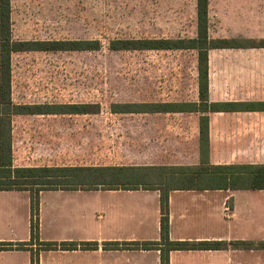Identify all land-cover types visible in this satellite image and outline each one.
Returning <instances> with one entry per match:
<instances>
[{"label":"crops","instance_id":"obj_1","mask_svg":"<svg viewBox=\"0 0 264 264\" xmlns=\"http://www.w3.org/2000/svg\"><path fill=\"white\" fill-rule=\"evenodd\" d=\"M189 10V31L146 39L195 38L197 0H190ZM208 27L211 40L264 39V0H208ZM170 52L192 53L195 65L167 96L111 103L109 113L97 103L102 107L98 114L12 116L14 167L137 169L156 187L41 192L40 243H88L97 248L41 251L39 264H161L159 250H110L104 246L160 241V169L207 165L201 154L203 116L209 118L210 166L264 164V111L203 114L154 110L162 104H200L197 52ZM38 53L44 52L16 54ZM12 98L15 104L24 105L69 104L16 95L13 65ZM209 102H264V49L210 50ZM112 104H142L150 109L113 113ZM200 184L204 190L175 188L169 193L172 242L264 241V190L212 189L208 179ZM31 219L30 192L0 191V244L12 245V250H0V264H32V251L36 253L41 245L16 248L19 243H30ZM169 264H264V250L172 251Z\"/></svg>","mask_w":264,"mask_h":264},{"label":"trees","instance_id":"obj_2","mask_svg":"<svg viewBox=\"0 0 264 264\" xmlns=\"http://www.w3.org/2000/svg\"><path fill=\"white\" fill-rule=\"evenodd\" d=\"M12 0H0V191H28L31 195V241L17 244V250H28L26 246L35 244L41 248L32 251V264H39V253L50 250H94L97 244L88 243H40L39 240V195L43 191L117 188L128 189L156 188L148 178L136 172L137 169L119 168H57L31 167L18 168L13 164L12 116L33 114H98L101 105L97 103H69L59 105L15 104L12 98V65L16 53H61L97 52L102 50L100 40H16L13 35ZM208 0H197V36L195 38L146 39L113 38L108 41L111 52L142 51H196L200 104H162L154 110L165 112H250L264 111V102H209V51L212 49H264V39H209ZM150 109L142 104H112L113 113H141ZM209 118H201V154L205 166L195 168L160 169L161 182V239L159 242L145 243H107L106 249L117 250L121 247L134 250H159L161 264H169L172 251L195 250H264V241H235L231 243L172 242L169 239V193L175 188L180 190H204L202 179L212 180L209 188L237 190H264V164L210 166ZM147 178V179H146ZM0 250H12L9 243H1Z\"/></svg>","mask_w":264,"mask_h":264},{"label":"rangeland","instance_id":"obj_3","mask_svg":"<svg viewBox=\"0 0 264 264\" xmlns=\"http://www.w3.org/2000/svg\"><path fill=\"white\" fill-rule=\"evenodd\" d=\"M12 2L16 40L99 39L103 44L97 52L16 54L14 93L29 100L100 103L109 113L111 103L167 96L195 65L190 52L108 49L112 38H158L189 31L190 0Z\"/></svg>","mask_w":264,"mask_h":264}]
</instances>
